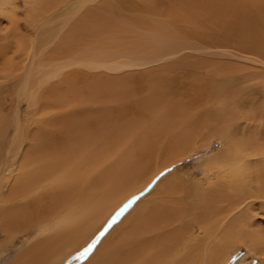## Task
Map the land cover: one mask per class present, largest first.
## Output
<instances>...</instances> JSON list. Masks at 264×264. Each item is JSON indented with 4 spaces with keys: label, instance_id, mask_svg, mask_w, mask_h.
<instances>
[{
    "label": "bare ground",
    "instance_id": "bare-ground-1",
    "mask_svg": "<svg viewBox=\"0 0 264 264\" xmlns=\"http://www.w3.org/2000/svg\"><path fill=\"white\" fill-rule=\"evenodd\" d=\"M17 1L0 0V12L6 6L13 10ZM25 2H33L49 21L57 18L60 26L37 36L31 60L16 78V97L26 98L35 118L15 167L18 176L10 178L1 199L7 205L0 219L17 233H36L16 263L77 258L71 264H217L228 243L264 255V235L237 220L243 213L224 230V210L264 198L260 107L251 89L233 92L224 88L229 81L214 77L231 66L196 60L191 69L210 68L208 77L187 83L168 82L165 74L173 67L124 77L93 73L122 72L199 46H224L264 60V0ZM10 47L0 44V56ZM72 67L76 70L65 71ZM129 86H147L146 96ZM174 86H204L203 95L189 97L186 91L190 99L174 100ZM200 102L204 106L197 110ZM233 121L248 125L240 141ZM10 123L16 146L23 128L18 109ZM7 125H0V134ZM209 137L220 140L223 149L202 163L203 170L222 178L209 189H196L190 204L189 196L179 194L183 182L176 179V164L197 140ZM257 155L260 159L249 160ZM56 215L61 216L49 224ZM196 226L203 235L199 239L193 238Z\"/></svg>",
    "mask_w": 264,
    "mask_h": 264
},
{
    "label": "rangeland",
    "instance_id": "rangeland-1",
    "mask_svg": "<svg viewBox=\"0 0 264 264\" xmlns=\"http://www.w3.org/2000/svg\"><path fill=\"white\" fill-rule=\"evenodd\" d=\"M33 4V2L18 0L13 10H11L10 7L6 6L2 9L3 11L0 12V44H11V47L6 51V53H4V56H0V125L4 124L5 122L8 123V125L6 126L8 130H6L7 128H5L4 134H0V136L3 135L1 136L2 139H0V161L4 162L2 170L0 172V177H2L3 179L0 188V211L3 205H7L2 202V197L7 195V185L10 178L14 177L15 175L18 176L17 172L15 171V167H17L18 169V163L20 162V159L27 148L29 137L28 129H30L31 121L33 120V118H35L33 113L35 112V108L28 109V107H26L28 103L25 100L26 98L18 100L16 97L15 90L18 86L16 78L23 74V70L27 67L29 61L31 60V55H29L32 54V51H30V46L37 38V36H40L41 34H43V32H55L59 29L60 26V21H58L57 18H53V20L51 19V21H49L48 16L46 14H41V11L37 9ZM47 21H49L50 25L44 27L43 25ZM67 27H69V25ZM67 29L68 28H66L65 30ZM204 48L205 46H203V48L199 46L193 49H182L177 51L176 53L165 55L161 57V59L159 58L160 60L158 59L153 61L154 63L150 62L148 63L149 65H140L141 67L138 66L137 68L134 67L129 70L126 69L122 72L119 71L107 73L106 71L101 69L93 71V73H105V75L109 76L124 77L131 75L132 73L133 75H147L151 73H157L166 68L173 67V70H171L170 72H166V74L164 73L165 76L168 77V82L170 83L169 78H174L178 83H187L192 79L204 81L208 77V71H210V68H200L196 70L191 69L190 66L196 63V60H206L210 62L213 61L216 64L220 63L218 65L225 64V68L231 66V69H225L224 72L221 69L217 70L218 72L215 73L218 74V76L214 74V77L216 78L214 79L216 81H219L223 80L224 78V81H229L230 86H224V88L230 87V90L233 92L243 89L244 91L247 90V92H249L251 89V98L253 99V101H255L257 109L260 107L258 109L261 117L260 120L261 123H264V60H261L260 58L252 56L250 54H245L242 52L240 53L238 51L236 52V50L226 48L224 46H207L205 49ZM38 52V48L36 47L34 54H38L37 57H39ZM41 59H43V57L37 58L36 61H39ZM123 59L124 58H121V60ZM182 65H187V67L182 68ZM72 69L73 71L76 70L75 67H72L65 71L69 72L72 71ZM188 72H190V74H188ZM129 87L136 90L137 96H142V98L146 96L147 86ZM188 87L189 86H174L175 93L171 94V98L178 101L180 99L185 101L188 97V93H185L186 91H190L189 97H202L203 92H201L200 89L204 88V86H195L196 88L194 86H190V89ZM206 91L207 93H209V90ZM198 105H196L197 110H199L201 106H204V102H200V104ZM17 109L22 123L21 127L23 128L21 138H19L16 147L12 144V140L14 137V126L10 123V121H12ZM241 122H234L239 126L240 133L238 132L239 134L237 133L236 135V139L238 141L242 139L243 133L247 134L248 132V125H246V123H244L243 121ZM228 124H231L230 119H228ZM31 129H33V127ZM249 131H252V129H249ZM258 136L260 139H263V136ZM262 142H264V140ZM193 147L191 150V154L188 157H184L176 164V179L177 181L183 182V188L180 189L179 194L185 197L189 196L186 201L190 202V204L195 203L194 195L196 189H209L210 186L218 184V182L222 178L217 177L214 172H212V174H205L202 166L203 162L206 163V161L208 162L214 157H217V155L222 151L223 147L221 141H218V139L215 137L199 139L195 142ZM260 157L261 155H257V157H251L249 158V160L251 161L257 158L260 159ZM227 165L225 164L224 167V184H227V178L230 174V169L228 167L231 166V163H227ZM159 179L156 183H158ZM156 183H154L153 187L156 185ZM189 192L190 195H188ZM226 204L227 203L224 201V209L228 208L227 206H225ZM237 213H243L242 217L240 216V219L238 218L237 220L244 221V223H241L245 224V227L248 225L252 227V230L249 229V227H246L247 230L257 232L259 231L264 235V198H248L246 201H244V203H242V205L238 207V209H233L232 211L224 210V230L229 227L231 219L233 220ZM245 215H248L249 218H246ZM60 216L56 215L55 217H53L50 220L49 224L52 225L53 223H55ZM0 223H2V225L0 226V264H17L16 262L19 259L18 253L22 252L24 249L26 250L29 247L30 241L36 238V233L30 230L25 231L24 233H17V229L12 224L7 225L6 222H1V219ZM12 229L14 230L10 232V230ZM197 229L198 228L196 226L193 235L194 239H199L203 236L202 233ZM102 232L103 231L101 230L100 233L102 234ZM10 236L12 237L10 238ZM38 237L40 238V236ZM226 245L227 246H225L224 248V258H220L223 259V261L218 262L217 264H264V255L248 252L246 246H244L242 243H228ZM76 259H72L70 262L58 264H71V262H76Z\"/></svg>",
    "mask_w": 264,
    "mask_h": 264
}]
</instances>
